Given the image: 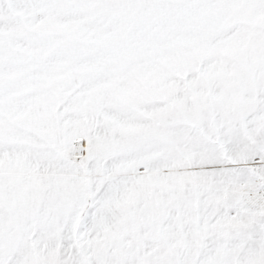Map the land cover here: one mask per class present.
<instances>
[{
    "label": "snow or ice",
    "instance_id": "obj_1",
    "mask_svg": "<svg viewBox=\"0 0 264 264\" xmlns=\"http://www.w3.org/2000/svg\"><path fill=\"white\" fill-rule=\"evenodd\" d=\"M0 264H264V0H0Z\"/></svg>",
    "mask_w": 264,
    "mask_h": 264
}]
</instances>
